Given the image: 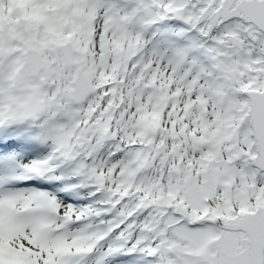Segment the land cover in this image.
Here are the masks:
<instances>
[{
	"label": "snow or ice",
	"instance_id": "snow-or-ice-1",
	"mask_svg": "<svg viewBox=\"0 0 264 264\" xmlns=\"http://www.w3.org/2000/svg\"><path fill=\"white\" fill-rule=\"evenodd\" d=\"M0 264H264V0H0Z\"/></svg>",
	"mask_w": 264,
	"mask_h": 264
}]
</instances>
